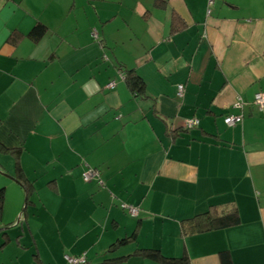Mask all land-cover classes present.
<instances>
[{
  "label": "crops",
  "instance_id": "crops-1",
  "mask_svg": "<svg viewBox=\"0 0 264 264\" xmlns=\"http://www.w3.org/2000/svg\"><path fill=\"white\" fill-rule=\"evenodd\" d=\"M38 23L47 33L34 42ZM131 69L146 99L120 77ZM261 93L264 0H0V144L32 185L11 179L15 157L0 149V264H161L138 249L264 264ZM230 114L243 121L228 127ZM89 168L103 187L84 181ZM210 205L236 206L241 223L184 237L180 222Z\"/></svg>",
  "mask_w": 264,
  "mask_h": 264
},
{
  "label": "trees",
  "instance_id": "trees-1",
  "mask_svg": "<svg viewBox=\"0 0 264 264\" xmlns=\"http://www.w3.org/2000/svg\"><path fill=\"white\" fill-rule=\"evenodd\" d=\"M162 6V4H159ZM185 27V23L176 15H172V32H177L182 30ZM47 33V27L38 23L30 31L28 37L34 42H38L45 34ZM21 38L19 33H14L11 37V40L17 42ZM99 39V37H98ZM121 74L125 78L130 91L138 97L143 99L147 98L146 95V83L143 78L136 73L134 69L122 71ZM0 149L3 152H8L14 155L15 157V174L10 175L11 179L18 182L27 194L30 193L32 188L31 183L24 176L23 170L19 163V152L10 149H6L3 145L0 144ZM97 169V168H94ZM102 180V179H101ZM97 184L99 181L94 180ZM92 182V181H91ZM90 183V182H89ZM101 186V185H99ZM104 186V185H103ZM101 186V187H103ZM5 202V189H0V213L3 210ZM131 216V215H130ZM138 216V215H137ZM136 216V217H137ZM241 223V217L236 206L227 205V206H215L210 205L208 210L204 213L195 215L191 218L184 219L180 222L181 234L184 237L191 236L194 234L207 233L220 229H227L230 227L237 226ZM137 233L134 232L131 236L123 238L116 243H114L109 251H114L117 247L124 246L130 242L136 240ZM133 256H138L144 259H149L161 264H191L190 258L187 253H185L180 258H170L165 255L160 250L157 249H138ZM222 264H233L229 251H222L220 254ZM125 258H117L106 260L102 264H115L124 261Z\"/></svg>",
  "mask_w": 264,
  "mask_h": 264
},
{
  "label": "built area",
  "instance_id": "built-area-1",
  "mask_svg": "<svg viewBox=\"0 0 264 264\" xmlns=\"http://www.w3.org/2000/svg\"><path fill=\"white\" fill-rule=\"evenodd\" d=\"M213 2L210 1V4H212ZM93 37L95 39H98V33L96 30L93 31ZM120 77L124 78L123 75L120 73ZM116 86V81L112 80L107 88L109 89H113ZM178 91V96L179 97H183L184 92H185V86L184 85H179L177 88ZM254 105L257 106L261 111L264 110V94H258L256 95L255 99H254ZM236 108H242L243 107V103L239 102L237 104H235ZM243 121V115H227L224 118V123L228 126V127H235L238 124H240ZM200 121L196 118L193 119H189L185 122L184 127L188 130L196 128L197 126H199ZM83 179L85 182L89 183L91 181L97 180L99 181V185L103 186V181L101 180V173L98 169H94V168H89L83 175ZM121 208L126 211L129 215H131L132 217H136L139 214V209L137 207L134 206H130L127 204H122ZM67 264H86L87 263V259L85 255H80V256H75V257H71V256H66L65 257Z\"/></svg>",
  "mask_w": 264,
  "mask_h": 264
},
{
  "label": "rangeland",
  "instance_id": "rangeland-1",
  "mask_svg": "<svg viewBox=\"0 0 264 264\" xmlns=\"http://www.w3.org/2000/svg\"><path fill=\"white\" fill-rule=\"evenodd\" d=\"M1 174V173H0Z\"/></svg>",
  "mask_w": 264,
  "mask_h": 264
}]
</instances>
